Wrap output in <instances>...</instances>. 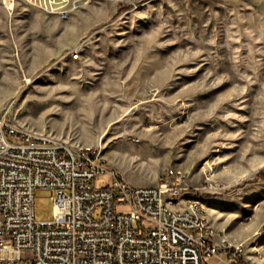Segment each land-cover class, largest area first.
<instances>
[{
    "label": "rangeland",
    "instance_id": "obj_1",
    "mask_svg": "<svg viewBox=\"0 0 264 264\" xmlns=\"http://www.w3.org/2000/svg\"><path fill=\"white\" fill-rule=\"evenodd\" d=\"M38 1L49 11L0 0V114L100 149L135 186L186 173L210 223L264 264V0ZM35 206L52 215L49 191Z\"/></svg>",
    "mask_w": 264,
    "mask_h": 264
},
{
    "label": "built area",
    "instance_id": "obj_2",
    "mask_svg": "<svg viewBox=\"0 0 264 264\" xmlns=\"http://www.w3.org/2000/svg\"><path fill=\"white\" fill-rule=\"evenodd\" d=\"M25 1L49 11L47 3ZM17 2L5 0L8 8ZM100 177L108 183L97 185ZM187 179L170 169L156 186H135L100 149L20 128L0 114V264H254L243 243L210 223ZM40 190L53 202L45 221L36 219Z\"/></svg>",
    "mask_w": 264,
    "mask_h": 264
},
{
    "label": "bare ground",
    "instance_id": "obj_3",
    "mask_svg": "<svg viewBox=\"0 0 264 264\" xmlns=\"http://www.w3.org/2000/svg\"><path fill=\"white\" fill-rule=\"evenodd\" d=\"M27 82L30 84L31 82H33L32 78H28Z\"/></svg>",
    "mask_w": 264,
    "mask_h": 264
},
{
    "label": "crops",
    "instance_id": "obj_4",
    "mask_svg": "<svg viewBox=\"0 0 264 264\" xmlns=\"http://www.w3.org/2000/svg\"><path fill=\"white\" fill-rule=\"evenodd\" d=\"M203 205V204H202Z\"/></svg>",
    "mask_w": 264,
    "mask_h": 264
}]
</instances>
